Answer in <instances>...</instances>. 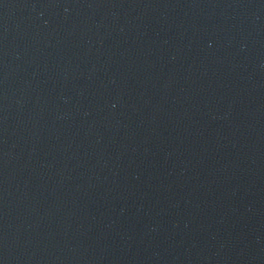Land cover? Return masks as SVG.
<instances>
[{"label":"water","instance_id":"water-1","mask_svg":"<svg viewBox=\"0 0 264 264\" xmlns=\"http://www.w3.org/2000/svg\"><path fill=\"white\" fill-rule=\"evenodd\" d=\"M0 264H264V0H0Z\"/></svg>","mask_w":264,"mask_h":264}]
</instances>
